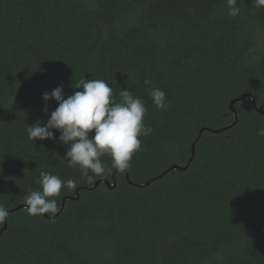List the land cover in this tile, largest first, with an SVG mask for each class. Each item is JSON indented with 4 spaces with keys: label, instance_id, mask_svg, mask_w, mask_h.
Listing matches in <instances>:
<instances>
[{
    "label": "trees",
    "instance_id": "obj_1",
    "mask_svg": "<svg viewBox=\"0 0 264 264\" xmlns=\"http://www.w3.org/2000/svg\"><path fill=\"white\" fill-rule=\"evenodd\" d=\"M237 6L232 17L226 0H0V264H264V8ZM82 78L117 101L128 88L153 129L128 170L93 183L68 166L59 132H26L57 107L45 92L66 98ZM152 87L170 107L154 106ZM174 166L187 169L164 174ZM41 171L77 183L54 219L24 211Z\"/></svg>",
    "mask_w": 264,
    "mask_h": 264
},
{
    "label": "clouds",
    "instance_id": "obj_2",
    "mask_svg": "<svg viewBox=\"0 0 264 264\" xmlns=\"http://www.w3.org/2000/svg\"><path fill=\"white\" fill-rule=\"evenodd\" d=\"M226 3L229 16L240 13L237 0H226ZM252 6L264 8V0H252ZM149 83L145 81L146 85ZM74 89L79 91L66 98L63 86L43 94L45 105L54 100L57 107L43 126L40 121L27 126L28 138L35 142L52 140L55 138L53 130L59 132L58 142L67 146L63 158L69 167H78L89 183H93L95 177L111 174L113 169L125 172L130 168L133 155L141 148L140 137H148L153 131L144 123L145 103L128 88L120 90L117 101L112 88L103 79L82 78L75 83ZM149 95L157 109L170 107L166 93L160 88L152 87ZM44 111L48 112L47 107ZM257 135L264 137V128L259 129ZM104 156L111 159L110 167L103 163ZM37 183L40 190L30 191L23 201L24 211L30 216H55L60 211L55 197L60 195L62 186L68 190L77 188L75 180L64 181L44 171L40 172ZM8 216L9 211L0 204V223Z\"/></svg>",
    "mask_w": 264,
    "mask_h": 264
},
{
    "label": "water",
    "instance_id": "obj_3",
    "mask_svg": "<svg viewBox=\"0 0 264 264\" xmlns=\"http://www.w3.org/2000/svg\"><path fill=\"white\" fill-rule=\"evenodd\" d=\"M244 99H246V97H242V98H239V99H237V100H235V101H233V103H232V109L234 110V104L235 103H239L240 101H243ZM253 101H254V105H255V107H256V109H257V105H256V101L253 99ZM226 129H222V130H218V131H214V132H216V133H219V132H221V131H225ZM201 134L202 133H200V136H201ZM195 151H196V143L193 145V147H192V158H191V161L193 160V158L195 157ZM187 169V166L186 167H179V166H174V167H172L170 170H168L166 173H164V174H167L169 171H172V170H179V171H182V170H186ZM164 174H162V175H160L159 177H157V178H154V179H152V180H150L146 185H142V187L143 186H147V185H149L152 181H156V180H158L159 178H162L163 177V175ZM114 177H115V175H114ZM128 177V176H127ZM128 179H129V177H128ZM116 181H114V183H115ZM101 183H103V181H99L92 189H95L97 186H99ZM108 187H114V185L113 186H111V184L108 182V181H105L104 182ZM129 183L130 184H132V182L129 180ZM77 193H79V191H77ZM76 198H78V196L76 197ZM75 198V199H76ZM69 198H66V199H64V201H63V203H62V209L64 208V206H65V202H66V200H68ZM21 208H23V207H18L16 210H20ZM15 210H13V211H10V213H13ZM59 213H57L55 216H53V217H51V219H54V218H56V216L58 215ZM46 215V217H49L47 214H45ZM7 227H8V218L6 219V221H5V225H4V227H3V229L0 231V237H1V235H2V233L7 229Z\"/></svg>",
    "mask_w": 264,
    "mask_h": 264
}]
</instances>
